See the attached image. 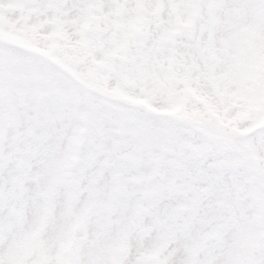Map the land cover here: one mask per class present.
Masks as SVG:
<instances>
[{
    "label": "rangeland",
    "instance_id": "374dc122",
    "mask_svg": "<svg viewBox=\"0 0 264 264\" xmlns=\"http://www.w3.org/2000/svg\"><path fill=\"white\" fill-rule=\"evenodd\" d=\"M0 74V158L40 125L64 181L101 154L138 182L210 149L239 205L264 195V0H0ZM90 214L42 225L13 259L79 264L97 250Z\"/></svg>",
    "mask_w": 264,
    "mask_h": 264
},
{
    "label": "snow or ice",
    "instance_id": "6c2138e0",
    "mask_svg": "<svg viewBox=\"0 0 264 264\" xmlns=\"http://www.w3.org/2000/svg\"><path fill=\"white\" fill-rule=\"evenodd\" d=\"M255 135L264 138V127ZM56 155L37 125L15 161L0 158V264H17L13 245L42 225L66 227L86 209L97 250L79 264H264V195L239 205L235 177L210 149L145 168L138 182L103 154L64 181Z\"/></svg>",
    "mask_w": 264,
    "mask_h": 264
}]
</instances>
